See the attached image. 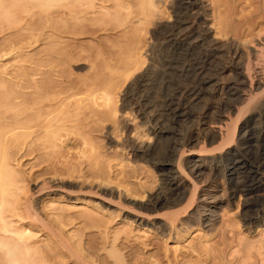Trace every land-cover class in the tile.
<instances>
[{"label": "rangeland", "instance_id": "rangeland-1", "mask_svg": "<svg viewBox=\"0 0 264 264\" xmlns=\"http://www.w3.org/2000/svg\"><path fill=\"white\" fill-rule=\"evenodd\" d=\"M7 1L11 3V0ZM7 1L9 9H5L6 5L0 8V100H2L0 118L5 119L8 126H18L12 122L14 118L22 120L24 114L28 112L26 108L34 109L31 101L36 97L35 94L40 92L41 87L47 86V90L49 88L51 90L48 94L49 99L55 100V104L48 111L61 110L62 114L59 113L58 116L64 129L60 134L65 139L64 145L58 143V147L49 148L40 139V134H32L25 144L11 146L9 152L13 165L20 171L22 179L31 184L33 178L41 176L42 173L48 176L57 170L72 171V168L79 172L70 181L73 184L81 181L82 184L87 183L85 191L91 190L89 188L94 184L92 181L97 178L106 179L114 184L113 190L95 187L93 192L90 191L91 194L88 192L83 196H77L79 200L88 202L86 205L76 202L75 199L70 201L67 196H63L62 199L45 197L39 203V209L45 217L59 220L58 227L63 234L65 233L64 236L66 235L65 238L73 245V249L76 247L74 251L81 253L89 264H264V227L260 224L264 218V209L260 204L239 203V195L229 199V194L222 191L225 185L227 186L225 189H228V182L222 184L221 181L210 180L208 183L214 187L217 184L221 190L218 194L220 204L216 215L217 225L214 226L213 233H207L210 235L205 237L206 231L195 227V231H191L183 242L175 234L174 238L163 239L154 230L149 231L141 227V220L138 219L141 211L125 200L119 201V194L114 191L118 185L139 191V185L143 183L142 185L147 184L150 193H155L160 186V180L156 177L157 171L150 166L151 164L142 159L137 161L128 154L123 156L117 149L115 141L124 142L126 135H123L119 125L125 116L130 118L128 115L123 116L127 109L121 112V106L130 103V106L134 107L139 103V106L142 104L144 108L149 105L150 112L156 115L163 114L165 112L164 105V109L161 108L163 102L174 96L177 89H184L190 85L182 68L184 63L192 60L197 53L186 56V53L176 49L173 42H168L166 37L169 36L168 30L164 31L157 27L159 22L173 23L180 15L189 14L190 11L183 5L184 0L182 3V0H159L160 13L147 24L148 26L140 28V32L137 31L139 33L130 29L133 27L127 24V27L124 26L126 23L124 20L128 23L134 20V16L139 15L140 5L148 0H103L97 5L95 12L78 19L74 14L70 15L60 8L58 11L54 7L50 9L47 6L50 4L45 2L47 0H12L13 7H9L12 3ZM115 1H118V4ZM200 1L205 8L207 7L204 15L209 20L205 27L211 30V38L216 36L215 38H220L219 40L224 43L229 40L231 45L239 46L243 51L255 45L258 38H264V0ZM120 4H124V10L116 7ZM26 6L30 14L21 13ZM3 9L6 10L4 13ZM130 11L133 13H131L133 19L131 16L130 20H127L126 15ZM136 54H140L138 55L139 59L142 57L140 61L145 62L138 74L148 70L150 76L149 86L147 84V87L135 90L133 95L129 87L132 81L131 79L126 80L129 83L125 81L122 77L124 72L122 68L128 61L133 60ZM169 63L172 65L168 66ZM228 63L223 62L219 68H224L223 66ZM38 64L45 65L44 72L38 73L33 70ZM25 69L28 70L27 75L22 73ZM150 69L154 72L149 71ZM228 75L222 76L223 80H228V77L230 78ZM22 79L30 88H23ZM109 80L110 82L115 80L113 84L111 83L114 88L117 86L113 93L118 94L117 96L114 94L115 99L119 97L117 101L114 99V109L118 110L114 115L113 110H109L111 113L106 110L107 113L104 112V102L99 100L100 91L110 83ZM93 92L98 94L97 106L91 99L86 98ZM220 95H217V98H210L209 101L205 100L211 109L208 115L215 112L214 115H209L212 117V120L209 119L211 122L217 117L216 108L226 102L224 96ZM23 96L25 98H21ZM22 99L28 100L29 105L23 107ZM202 105L197 104L196 107H199L197 109L192 106L191 113H196L195 116L202 114L203 110H200ZM40 107L43 108L42 105ZM192 121L195 120L184 121L175 126L176 132L169 129V124L166 123L165 126L169 128L165 129L166 136L163 140L165 147L170 140L168 138L173 136L171 132L186 135L187 131L194 127ZM205 130L203 132H206ZM110 136L113 137L114 143ZM201 142L203 144L201 140L199 145L196 144L197 147L194 146L195 149L200 150ZM201 148L203 149V145ZM208 174L201 181H197L199 190L205 184L208 185V181L204 182L209 180ZM64 180L69 178L64 177ZM110 190L114 191V194ZM250 220H253L252 225ZM112 249L118 252L115 253L116 256ZM51 250L49 260L52 264H79L75 259H64L55 249ZM194 250L198 254H195Z\"/></svg>", "mask_w": 264, "mask_h": 264}, {"label": "bare ground", "instance_id": "bare-ground-1", "mask_svg": "<svg viewBox=\"0 0 264 264\" xmlns=\"http://www.w3.org/2000/svg\"><path fill=\"white\" fill-rule=\"evenodd\" d=\"M6 1L0 0V8H4L8 4ZM102 1L47 0L45 2L50 4L47 5L50 9L54 7L58 11L60 8L63 12L67 11L70 15L74 14L78 19L85 14L95 12L97 5ZM7 2L10 3V1ZM11 5L9 7H13L14 4ZM123 5L120 4L116 7H121L124 10L125 6L123 7ZM183 5L190 11L189 14L187 13L188 15H180L173 23L169 21L166 24H160L159 22L157 27L164 29V31L168 30L167 34L169 33V36H166L168 42H173L176 49L186 53V56L197 53L192 60L184 63L182 68V71L186 74V81L190 85L188 84L184 89H177L174 96L165 101L163 100L161 107L163 108L164 105L165 112L163 114L156 115L150 112L149 105L144 108L141 106L142 104L139 106V103L134 107H131L130 103L123 104L124 107L121 106L120 108L121 112L127 109L126 114L123 116L128 115L130 118L128 116V118H125V116L123 119L122 117L123 121L119 125L123 135H126L124 142L117 141L118 143H116L115 141L117 149L123 153V156L128 154L137 161L142 159L147 161L149 165L151 164L150 166L157 171L158 175L156 177L160 180V186L155 193H150L147 190V184L142 185V182L139 185V191L125 189L122 188L123 186L119 187V185L114 190L119 194V201L125 200V202L141 211V215L138 216V219L141 220V227L149 231L154 230L163 239L174 238L173 234H175L182 242L189 237L195 227L206 231L205 237H207L210 235L207 233H211L214 226L217 225H215V222L220 204L218 194L221 190L217 184L215 187L209 185L210 180L213 182L221 181L222 184L228 182V189H225L227 187L225 185L222 191L229 194V199H234L239 195V203L260 204L264 209V38H258V42L250 48L248 47L249 50L247 51L239 49V46L231 45L232 43L230 44L229 40H226L228 43L226 41L224 43L219 40L220 38H215L216 36L211 38V30L205 27L209 19L207 20L206 15H204L207 7L205 8L203 2L200 0H184ZM27 6L21 13L25 12L24 14H26L29 11ZM140 6L139 15L134 16V20L129 21V23L124 20L126 22L124 26L127 24L129 27H133L130 29L136 30L135 32L150 24L160 13L159 0H148ZM5 9H9L7 5ZM5 9H3V13L6 11ZM131 13L130 11L126 15L127 20H130L133 14ZM18 14L20 15V13ZM136 55L133 60L128 61L125 67L122 68L124 69L122 77L125 81L130 79L132 81L129 87L133 95L135 90L147 87V84L149 86L148 77L150 76L148 70L145 73L138 74L140 67L145 62L140 61L142 59V57L139 59L138 55L140 54ZM226 61L230 65L227 64V68V65L223 66L224 68H219V65L223 62L226 63ZM171 65L172 63L168 64V66ZM45 68L44 64H38L33 70L39 73L44 72ZM151 69L149 71H152ZM22 73L27 75L28 70H22ZM224 74L230 76L226 81L222 77H225ZM114 82L115 80L107 84L99 94V97L101 95L99 100L104 102V104L102 103L103 108L105 107L104 112L113 110V112L109 111L113 115L118 111L114 109V102L119 98L115 99L116 94L113 93L114 89L116 91L117 88V86L116 88L112 86ZM21 84L25 89L30 88L24 79H22ZM123 84L125 85V82ZM47 89V86L41 87L40 92L35 94L34 100H30L33 107L39 108L42 105L43 108H26V112H28L24 114L22 120L14 118L12 121L18 126H8V122L0 118V264H52L49 260L50 253H52L50 252L51 249L58 251L64 259L72 258V260L78 261L79 264H89L88 260L80 255L81 253H77V250L74 251L76 247L73 249V245H70V242L65 238V233L63 234L60 227H58L59 220L45 217L39 209V203L45 197L62 199L63 196H67L70 201L75 199L78 203L87 204L88 202L79 200L77 196H83L84 193H90V191L93 192L96 188H106L105 190H113L114 188V184L112 185L106 179L97 178L94 179L96 182L92 181L95 186L94 184L93 187L89 185L88 187L91 190L85 191V184L87 183L82 184L81 181L73 184L70 181L79 172L72 167V171L57 170L53 175L50 174L51 176L49 174L45 176L46 173H42L41 176L33 178V184L22 179L20 171L12 163L9 152L13 144L18 146L25 144L34 133L41 135L40 139L46 147L56 148L58 143L65 144V139L60 134L64 129L60 123L61 118L58 116L61 110L48 111L55 104V100L53 98L52 100L49 99L50 88ZM219 94L224 96L226 102L224 101L223 105L218 106V108L222 106L219 109L222 111L216 108L215 115L217 117L216 119L213 117L215 121L211 122L212 117H209V115H214L215 112L208 115L211 109L206 105L205 100L209 101L210 98H215ZM129 95L131 96L130 93ZM96 96L98 94L96 95L93 92L86 98L91 99L92 103L97 106ZM22 101V106L29 105L28 100L22 99ZM202 102H204V106L200 104ZM43 103L46 105H43ZM197 104L202 105L201 108L204 107V109L200 108L203 113L199 116H195L196 113L193 114L194 112L191 113L190 111L192 106H195L196 109L199 108L196 107ZM64 105L63 102L62 106ZM199 113L201 112L199 111ZM190 120H195L192 121L193 123L191 122L194 127L192 126L187 134L185 133L186 135L170 131L173 136L171 138L167 137L170 140L165 147L163 142L166 136L165 129L170 127L169 129L174 131L175 126ZM6 123L7 125H5ZM166 123L169 124L168 128L165 126ZM204 130L206 132H203ZM110 137L112 143H114L113 137ZM201 140L203 144L201 142L200 147L198 146L200 150L195 149L194 146L197 147L196 144L199 145ZM202 145L203 149L201 148ZM207 174L209 180L204 182L208 181V185L205 184L199 190L200 186L197 181H201ZM64 177L69 178V180H64ZM114 191L112 193L110 190L112 194H114ZM252 223L253 220H250L251 225ZM260 224L264 227V218ZM248 233H251V229L248 230ZM196 250H194L195 254L197 253ZM113 252L114 255L118 253L115 249Z\"/></svg>", "mask_w": 264, "mask_h": 264}]
</instances>
